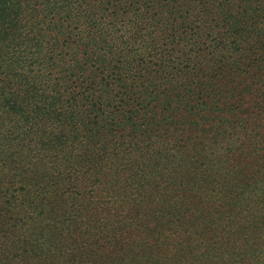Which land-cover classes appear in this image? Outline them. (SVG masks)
<instances>
[{
    "label": "trees",
    "instance_id": "1",
    "mask_svg": "<svg viewBox=\"0 0 264 264\" xmlns=\"http://www.w3.org/2000/svg\"><path fill=\"white\" fill-rule=\"evenodd\" d=\"M214 8L250 31L264 0H0L2 205L22 264H264V141L199 114L226 93Z\"/></svg>",
    "mask_w": 264,
    "mask_h": 264
},
{
    "label": "rangeland",
    "instance_id": "2",
    "mask_svg": "<svg viewBox=\"0 0 264 264\" xmlns=\"http://www.w3.org/2000/svg\"><path fill=\"white\" fill-rule=\"evenodd\" d=\"M210 15L213 18L210 22L213 24V30L217 38L225 43L222 51L214 57V62H216L215 67L212 68L214 83L220 84L226 93L224 95L222 93L218 94L216 99H207L205 102L208 103L210 109L203 108V111L199 114H205V118L213 116L212 119L207 121L208 123L210 121L212 123L240 121L241 123H239L243 125V129L246 127L251 128L254 132V138L257 137L259 141H264V8L252 20L251 30L256 28L263 35L259 38L253 37L251 30L249 31L248 27L241 25L239 18L242 14L238 11H222V9L214 8L213 13ZM234 18L238 20L241 27V32H238L237 36L234 35V27L230 25ZM231 48H234V50H231ZM175 51V56L184 63L186 60L185 52L181 50V47H176ZM196 63L191 62V64ZM189 68L191 70L192 66H189ZM200 81L204 82L203 79H200ZM193 82L198 89L202 88L200 84ZM215 108H218V110ZM255 110H258L259 115L255 113ZM257 117L260 119H257ZM192 119L196 120V117ZM255 161L256 174H264V151L257 156ZM8 187L7 177L1 173L0 167V264H10V260L13 264H22L19 252V229L10 230L7 226L11 214L8 211L5 212V206L2 205L4 202H9L5 192ZM185 197L188 199L190 196ZM180 198H184V196H180ZM121 214L120 211H117L112 218H120ZM144 221L141 222V225H136L139 231L145 229ZM104 232L105 229L98 228L91 234L95 236ZM138 234L140 235V233H136L137 236ZM102 235L105 236L106 234ZM169 237L178 238L180 234L175 232ZM11 253L14 255L13 259Z\"/></svg>",
    "mask_w": 264,
    "mask_h": 264
}]
</instances>
